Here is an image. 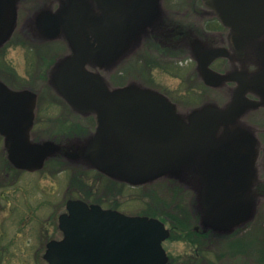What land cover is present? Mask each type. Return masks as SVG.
Segmentation results:
<instances>
[{
    "label": "water",
    "instance_id": "water-1",
    "mask_svg": "<svg viewBox=\"0 0 264 264\" xmlns=\"http://www.w3.org/2000/svg\"><path fill=\"white\" fill-rule=\"evenodd\" d=\"M97 1L103 12L99 17L89 15L87 0H70L63 23L76 51L58 63L53 76L57 91L74 110L96 116L97 132L84 153L87 162L131 185L176 176L183 168L194 171L200 175L202 207L210 226L220 231L240 226L255 207L249 191L258 141L241 120L248 111L264 106V40L259 41L264 39V0H202L232 31L238 56H256L262 69L254 76L246 70L220 75L210 64L229 57L230 51L210 50L200 59L206 82L218 87L224 80H234L239 86L228 105L209 104L188 118L158 91L137 84L112 89L104 76L88 69L94 62L104 67L113 61L110 58L121 56L145 23L160 17L159 0H137L128 9L119 0ZM0 87L9 94L3 110L12 109L16 116L17 127L8 131L24 134V138L6 135L8 159L18 169L40 170L62 147L55 141L33 143L30 139L36 95H31L28 117L23 119L17 115L24 111L26 93L11 91L1 83ZM248 93L260 100H251ZM67 208L68 214L60 218L64 239L48 244L45 259L49 264L169 263L163 242L171 232L160 220L127 216L80 200H70Z\"/></svg>",
    "mask_w": 264,
    "mask_h": 264
},
{
    "label": "rangeland",
    "instance_id": "rangeland-1",
    "mask_svg": "<svg viewBox=\"0 0 264 264\" xmlns=\"http://www.w3.org/2000/svg\"><path fill=\"white\" fill-rule=\"evenodd\" d=\"M159 2L163 22L193 25L196 29L206 21L219 23L202 0ZM22 18L24 20L26 16L22 14ZM22 24L19 23L12 43L4 47L0 64L5 67L8 63L21 77L27 76L30 81L34 78L36 87L44 78L39 109L42 121L35 126L37 138L75 143L87 136L89 120L78 114L57 90H48L45 86L47 77H44L49 65L70 56L71 51L63 40L27 44L20 35ZM213 39L207 34L205 40ZM37 49L44 59L37 58ZM159 57L143 47L104 75L112 87L134 83L168 93L186 118L206 105L224 107L231 102L224 91L207 88L197 79V65L192 53L184 51L174 61ZM255 59L258 60L256 56ZM247 65L245 67L243 63L241 71L247 69L253 73L257 68V64ZM248 98L255 100V97ZM241 123L256 135L258 152L262 153L264 107L248 111ZM46 164L44 170L36 173L11 172L0 150V181L4 186L0 210V264H48L44 259L46 245L53 239H62L58 219L67 212L69 199L98 203L132 216L159 217L172 230V237L164 243L170 257L169 264H264V199H255L253 214L238 229L204 235L205 220L201 215L196 216L200 204L190 202V194L197 196V193L192 192L191 187L186 190L185 182H180L181 187H178L175 182L161 178L133 186L115 181L91 165L75 162L58 165L54 160ZM6 175H9L8 185H4Z\"/></svg>",
    "mask_w": 264,
    "mask_h": 264
},
{
    "label": "flooded vegetation",
    "instance_id": "flooded-vegetation-1",
    "mask_svg": "<svg viewBox=\"0 0 264 264\" xmlns=\"http://www.w3.org/2000/svg\"><path fill=\"white\" fill-rule=\"evenodd\" d=\"M119 1L123 4L124 8L128 9L137 0H119ZM151 1L153 2L154 0H151ZM70 8H71L70 0H0V12H1V16H0V58H1V61H2V54H3L2 51L6 45L11 44L12 41L15 39L16 33L18 32V28H19V23H23L21 26L20 35H22V38L26 40L27 44L31 42V43H37L41 45L44 43L49 44L48 42L63 40L65 43H67L68 48L71 51V55H73L76 51V48L72 41V38L70 37V34L68 33V29L67 30L65 29L64 23H63L66 12ZM86 10L89 11V15L91 14V15H94L95 17H99L103 15V12L101 11L99 7V2L97 0H87ZM22 14L26 16L24 20L22 18ZM50 15L54 17V20L47 19V17ZM112 20L110 21V23L111 22L114 23L115 20L114 21ZM209 22L210 21H206V23H201V28L199 27L200 29H196V26H193V25L182 26L179 24L169 23L166 21L163 22V20H161L160 17L158 19L155 18L153 20H150V23H145V28L141 32L140 36L132 40L130 45L126 48L125 52L121 56H119L116 60L114 58H110L113 61H111L109 64L106 63L107 65L104 67L100 65L99 63L94 62V66H88V69L91 70L92 72L100 73L102 76L105 77L104 72L109 71L110 69H114L115 67L120 65V63L122 62H126L132 57V55L136 52V50H139L140 48L143 49V47L148 52H154L156 54H159L160 59H167V60L170 59L173 61L174 59L177 60V57L178 55H180V53H183L184 51L185 52L188 51L192 53V55L194 56V61L196 62V65H197V70L195 71L197 79L201 81V83L207 88L224 91L226 95L230 96L229 101L232 102L236 88L239 86V84L234 80H224L221 83V85L218 87L209 85L206 82L205 77L201 73L200 59L203 56H205V54L207 56V53L211 49H214V48L215 49L217 48L228 49L230 51L229 57L218 58L212 61L210 64V68L212 69V71L218 74H221L223 76H234L236 75L237 72H242L240 68H242L243 63L245 64V67H248L247 64H254L255 66L257 64V68L254 70L253 73L248 72L250 73L251 76H254L255 74L259 73L260 70L262 69V63H261V60L259 61L256 60L255 56L251 54H245V56L242 58L239 57L236 51L234 50L233 44L231 42V34H232L231 30L224 27L221 23H209ZM76 27H77L76 32L80 34L81 33L80 27L79 26H76ZM207 34H209L210 37H214V39L209 42L206 41L205 39H207ZM228 34H229V38L227 37ZM263 40H264L263 38L259 39L260 42H263ZM145 46H147V48H145ZM40 49L36 50L37 58L44 59L40 55L41 53ZM63 59H65V57H63L62 60ZM253 61H255V63ZM59 62L60 61L54 63V65H49V67L46 69L47 73L46 74L44 73V77L45 75L47 77L45 79V86L48 88V90H50V88H54L55 90H57L53 83V76L56 70V66L58 65ZM3 63H6V62L3 60ZM105 79L110 85L109 80L106 77ZM43 82H44V78H43ZM0 83L4 84L11 91L26 93L27 97L24 101L25 106L22 108V111L23 110L24 111L20 112L19 114L17 112L18 117H22V118L28 117L26 115L29 109V104L31 102V95H36L35 119H34V126L30 132V139L33 143L43 142L42 139L37 138V133L35 132L36 124L42 121V119L39 118V109H40V102H41V96H42L41 94L43 90L42 83L39 84V87H36L34 78L31 79L30 81L27 78V76L21 77V75L17 72V70L14 69L12 66H10L8 63L5 65V67H2V64H0ZM131 84H134V83L127 84L123 87H126ZM110 87L112 89L123 88V87H112L111 85ZM141 87L153 89L165 95L173 104L176 105L178 109V103L168 93L162 90H159V89L148 87V86H141ZM8 97H9V94L4 92L2 88L0 87V150L2 151V154L4 155L5 161L7 162V168L10 169L11 172L36 173V172L44 170L45 166L47 165L46 163H48L50 160L56 161L58 165H61L62 163H65V162H75L77 164L90 165L87 162L84 156V153L86 151V148L88 147L89 141L96 135V132H97L96 116L90 113L83 114L75 110L78 114L82 115L83 117L88 118L89 120L87 123L88 126L86 127L88 129V133L86 134L87 136L85 138L82 137V139H79L77 142L75 143L73 142L71 144H66V143H61V142L57 143L61 145L62 150L57 155L49 158L45 162L44 167L40 170L25 171V170H20L16 168L8 159V151L5 148V139H6V135L12 138H24V134L23 133L18 134L12 131L11 132L8 131V129L17 127V122L15 120L16 116L13 115L12 109L11 110L5 109V111L3 110V106L5 104L8 105V103H6ZM247 97H253V98L255 97V100L256 99L260 100L258 96L252 93H248ZM261 107H264V106H261ZM74 137L76 138V136ZM93 169L95 168L93 167ZM8 177L9 175H6V179L4 180V185L5 184L8 185V183H10V181L8 180ZM161 178H167L175 182L178 185V187H181L180 182H185L187 184L185 186L186 190H188V188L191 187L192 192H195V194L197 193V196H195L194 194H190V202L193 203V201H196V202H199L200 204L199 208H197L196 210V216L199 217L201 215V218L205 220L204 228H203L204 235L210 234V233L224 234L226 232V231H220V230L214 229L210 226V222L208 221V218L206 217V214L202 207V200H203L202 182L200 179V175L198 173L183 168L176 176L166 175ZM251 185L252 186L249 191V194L254 199H257V198L264 199V149L262 153L259 154L258 152V155L256 157L253 174L251 176ZM3 188L4 186L0 181V210L2 207V199H3V193H4ZM69 200H73V199H69ZM69 200H67L66 202V209H67V203ZM63 214H61L58 219L59 230H60V217ZM136 216H139V215H136ZM144 216H147V215H144ZM149 217H152V216H149ZM154 218H157V217H154ZM238 228L239 226L229 231H233ZM195 230L200 231V228L195 227ZM171 233H172V230H171Z\"/></svg>",
    "mask_w": 264,
    "mask_h": 264
}]
</instances>
